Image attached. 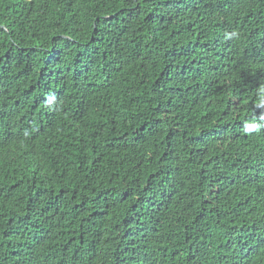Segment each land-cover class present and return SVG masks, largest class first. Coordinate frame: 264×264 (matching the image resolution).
Returning <instances> with one entry per match:
<instances>
[{"label": "trees", "instance_id": "1", "mask_svg": "<svg viewBox=\"0 0 264 264\" xmlns=\"http://www.w3.org/2000/svg\"><path fill=\"white\" fill-rule=\"evenodd\" d=\"M0 264H264V0H0Z\"/></svg>", "mask_w": 264, "mask_h": 264}, {"label": "clouds", "instance_id": "2", "mask_svg": "<svg viewBox=\"0 0 264 264\" xmlns=\"http://www.w3.org/2000/svg\"><path fill=\"white\" fill-rule=\"evenodd\" d=\"M229 37L230 38H235L237 37V33L235 32H232L229 34ZM253 131H259V126L255 125V124H249V125H246L245 128H244V132L247 134V133H251Z\"/></svg>", "mask_w": 264, "mask_h": 264}]
</instances>
